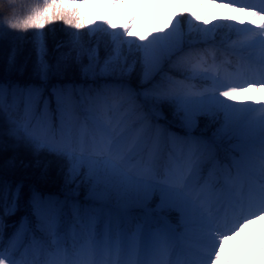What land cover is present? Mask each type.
I'll list each match as a JSON object with an SVG mask.
<instances>
[{"label":"snow or ice","instance_id":"1","mask_svg":"<svg viewBox=\"0 0 264 264\" xmlns=\"http://www.w3.org/2000/svg\"><path fill=\"white\" fill-rule=\"evenodd\" d=\"M209 2L228 10L223 20L249 26L209 28L205 18L200 27L193 12L131 39L135 16L119 31L114 24L120 0L86 34L79 9L87 0H43L23 16L8 0L0 10V35L5 22L18 32L36 30L42 81L0 84V112L15 139L64 161L67 188L63 198L31 190V213L13 224L5 244V217L19 211L24 190L0 187V264H241L226 252L239 236L264 255V241L248 232L264 220V104L237 106L247 88L264 91V0ZM54 21L76 30L57 68L74 61L94 84L105 83L48 91L43 29ZM221 27L235 33L226 46L216 40ZM102 36L109 38L103 59ZM137 70L133 88L125 78ZM164 105L183 135L159 123L167 119ZM202 122L214 125L210 135L199 132ZM224 141L230 154L222 161Z\"/></svg>","mask_w":264,"mask_h":264},{"label":"trees","instance_id":"2","mask_svg":"<svg viewBox=\"0 0 264 264\" xmlns=\"http://www.w3.org/2000/svg\"><path fill=\"white\" fill-rule=\"evenodd\" d=\"M11 2L15 5V14L23 16L31 8L41 6L43 0H11ZM7 3L8 0H5V3L0 4V10L4 9ZM103 19L101 18L96 25H100ZM178 19L183 21L181 17ZM4 27L7 34L0 35V84L40 85L42 81L35 68L36 53L33 44V33L36 30L18 32L7 28L6 22ZM220 30L223 33L218 32L216 34L217 42L221 39L225 41V35H227V33H224L223 28L218 31ZM75 31V29L66 26L63 21H54L43 29V32L47 34V60L52 69L46 82L48 91H51V88L57 85L71 84L88 87L106 82L105 79H99L94 84L93 81L88 80L81 74V66L74 61H69L63 68H57V61L61 54L69 49L70 37L68 33ZM81 32L82 34L87 33L86 29L81 30ZM85 41L96 42L94 38L87 35H85ZM106 45H109L107 37L102 36L100 40L102 59L106 54ZM13 53H15L14 59L12 58ZM86 62L85 58L82 63L86 64ZM125 79L133 88H139V70ZM107 82L113 83L115 81L108 79ZM163 112L167 119H161L160 124L167 123L170 131L183 135L178 122L172 116V109L168 105H164ZM11 128L12 125L8 122L6 116L0 117V187L4 185L10 187L22 185L24 195L20 200L19 211L13 216L5 217V222L10 221L11 218L19 221L20 217L26 214L30 215L31 209L28 207L27 197L31 190L36 189L44 195L59 196L60 198H63L66 191V188L64 189V161L47 152L37 153L26 148L23 141H18L13 137ZM213 129L214 125L209 124L206 127L202 122L199 132L210 135ZM225 144L226 141L221 144L218 153L222 161L226 160L230 154V150ZM83 192L84 190H81L79 197H77L81 202H83ZM0 205H2V202H0ZM10 236V233L8 235L6 233L5 244L7 243V237Z\"/></svg>","mask_w":264,"mask_h":264},{"label":"rangeland","instance_id":"3","mask_svg":"<svg viewBox=\"0 0 264 264\" xmlns=\"http://www.w3.org/2000/svg\"><path fill=\"white\" fill-rule=\"evenodd\" d=\"M171 2V0H120V4L114 15V21L116 20L118 23L116 30L119 31L121 26L128 22L132 16L136 17L132 26L134 35L141 30L153 34H156L161 28L167 30L169 21L171 20L174 23L173 17L177 19L175 9L171 5ZM111 3L112 0H87V3L80 8L84 12L88 30L94 25V18L100 8L104 9V11L111 10ZM207 3V0H203L202 3L200 0H183V5L188 7L190 14L195 12L200 16V21L193 20L192 22L197 26L203 27L202 21L207 18L210 21L208 27L211 28L215 24V20L220 18L222 12H220V8L216 9V7H213V10L210 7L208 8ZM189 19H191V16L187 18V21ZM247 19H250V17L245 20L247 21ZM231 24L236 28L249 26L247 22L245 25H240L236 22ZM224 25H227V23H224ZM109 31H112V29H109ZM231 33L235 37V33ZM133 37L130 38L133 39ZM81 74L84 75L82 70ZM240 101V103H237V106L250 105L252 107H259L264 104V91H257L254 87H249L241 94ZM68 187L71 186L69 185ZM10 220L16 219L11 218ZM248 232L257 241H264V220L258 221ZM226 252L239 260L241 264H259L261 262L260 256L262 255L252 246L245 236H239L229 240L226 244Z\"/></svg>","mask_w":264,"mask_h":264},{"label":"bare ground","instance_id":"4","mask_svg":"<svg viewBox=\"0 0 264 264\" xmlns=\"http://www.w3.org/2000/svg\"><path fill=\"white\" fill-rule=\"evenodd\" d=\"M114 24H115L116 26L118 25V23H117V21H116V20L114 21Z\"/></svg>","mask_w":264,"mask_h":264}]
</instances>
